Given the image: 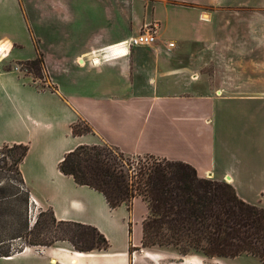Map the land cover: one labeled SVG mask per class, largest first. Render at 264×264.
Wrapping results in <instances>:
<instances>
[{
  "label": "crops",
  "instance_id": "1",
  "mask_svg": "<svg viewBox=\"0 0 264 264\" xmlns=\"http://www.w3.org/2000/svg\"><path fill=\"white\" fill-rule=\"evenodd\" d=\"M153 20L161 24L155 45L119 46ZM23 30L32 39L26 51ZM4 48L0 148L27 146L19 170L29 195L59 222L96 228L109 249L79 258L64 244L25 248L0 264L258 260L144 249L149 208L142 198L111 209L59 165L79 146L107 145L130 157L186 163L264 209V0H0ZM39 56L41 80L13 67ZM79 121L89 133L73 134Z\"/></svg>",
  "mask_w": 264,
  "mask_h": 264
},
{
  "label": "trees",
  "instance_id": "2",
  "mask_svg": "<svg viewBox=\"0 0 264 264\" xmlns=\"http://www.w3.org/2000/svg\"><path fill=\"white\" fill-rule=\"evenodd\" d=\"M43 59L20 63L27 73L43 79ZM76 126V125H75ZM81 135L90 132H77ZM19 153L10 155L17 168L28 152L24 145H14ZM62 174L72 177L76 184L101 193L109 207L130 206L136 197L148 205L149 215L143 224L142 247L173 248L179 255L200 256L207 259L236 258L248 255L264 264V209L240 199L235 189L226 182L203 179L196 170L183 162L158 159L153 156L130 157L107 145L79 146L68 153L59 165ZM50 220L39 214L29 232H43L49 243L29 242L30 246L52 247L57 242H69L73 250L89 254L107 251L109 243L94 227L71 222H59L50 211ZM71 225L90 232L92 238L54 227ZM54 232V233H53ZM53 233V234H52ZM22 237V236H21ZM68 238V239H67ZM76 239L88 247L76 244ZM18 253V252H17ZM7 252L0 257H10Z\"/></svg>",
  "mask_w": 264,
  "mask_h": 264
},
{
  "label": "rangeland",
  "instance_id": "3",
  "mask_svg": "<svg viewBox=\"0 0 264 264\" xmlns=\"http://www.w3.org/2000/svg\"><path fill=\"white\" fill-rule=\"evenodd\" d=\"M24 32V42L26 45L25 51L28 49V45L32 46V39L30 32ZM4 61V60H3ZM2 62V61H1ZM3 63V62H2ZM5 67H11V64L5 65ZM14 68L18 67V71L21 73H27L24 66L20 64L13 65ZM41 86H45L41 82ZM76 131L84 132L87 129V125L84 122L79 121L75 126ZM19 153L20 150L12 149V146H4L0 148V255L7 252H21L25 248L41 249L47 246H30L28 243L33 242L35 239L38 241L36 243H49L51 234L40 235L39 238H35L37 231L29 232L34 226L39 214L44 213L42 220H50L51 214L50 210L47 208H40L37 201L30 204V195L26 191L23 184H21V178L18 175L17 168L10 161V155L12 152ZM228 183L227 181H224ZM229 184V183H228ZM257 205V204H255ZM262 208V206L257 205ZM63 229L66 231H72V234L80 235L86 237L90 240L92 238L89 231L85 229L76 228L71 225H65L60 227H54V230ZM54 233V232H53ZM52 233V234H53ZM22 236V237H21ZM68 239V238H67ZM68 245L73 249V246L69 242H57L52 247H59L61 245ZM76 244L83 247H88L90 241L82 243L79 239H76ZM153 250H166L173 248H152ZM175 250V249H173ZM169 251V250H167ZM176 251V250H175ZM84 254V253H83ZM86 255V254H84ZM25 261V260H24ZM19 260L18 263L24 262ZM32 262L36 260L31 259ZM25 263V262H24ZM207 264H213L209 262ZM232 264H260L258 260L252 258H243Z\"/></svg>",
  "mask_w": 264,
  "mask_h": 264
},
{
  "label": "built area",
  "instance_id": "4",
  "mask_svg": "<svg viewBox=\"0 0 264 264\" xmlns=\"http://www.w3.org/2000/svg\"><path fill=\"white\" fill-rule=\"evenodd\" d=\"M161 35V24L157 20H153L149 23H145L139 33L135 36H132L129 40L122 42L119 46H126L127 48H134L139 46H153L160 39ZM174 47L173 43H168V49H172ZM5 48L0 53L1 55H6ZM18 70L19 68L16 67ZM228 182V181H227ZM35 199L30 196V204L35 203Z\"/></svg>",
  "mask_w": 264,
  "mask_h": 264
},
{
  "label": "bare ground",
  "instance_id": "5",
  "mask_svg": "<svg viewBox=\"0 0 264 264\" xmlns=\"http://www.w3.org/2000/svg\"><path fill=\"white\" fill-rule=\"evenodd\" d=\"M2 56H0V62H1V60H2ZM75 254V253H74ZM76 256L77 257H79V258H84V257H86V255H84L83 253H76ZM75 259V258H74ZM72 260V259H71ZM76 261V260H75Z\"/></svg>",
  "mask_w": 264,
  "mask_h": 264
}]
</instances>
